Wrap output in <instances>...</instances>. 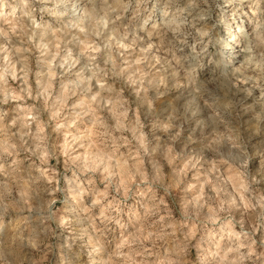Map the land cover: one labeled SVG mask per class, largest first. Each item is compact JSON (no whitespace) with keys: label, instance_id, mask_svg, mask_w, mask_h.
Returning a JSON list of instances; mask_svg holds the SVG:
<instances>
[{"label":"clouds","instance_id":"clouds-1","mask_svg":"<svg viewBox=\"0 0 264 264\" xmlns=\"http://www.w3.org/2000/svg\"><path fill=\"white\" fill-rule=\"evenodd\" d=\"M0 264H264V0H0Z\"/></svg>","mask_w":264,"mask_h":264}]
</instances>
